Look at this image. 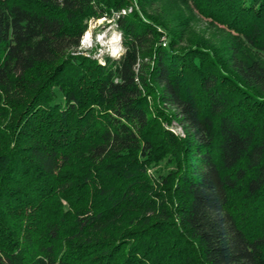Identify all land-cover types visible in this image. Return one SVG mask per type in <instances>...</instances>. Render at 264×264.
<instances>
[{
  "label": "trees",
  "instance_id": "trees-1",
  "mask_svg": "<svg viewBox=\"0 0 264 264\" xmlns=\"http://www.w3.org/2000/svg\"><path fill=\"white\" fill-rule=\"evenodd\" d=\"M0 264H264V0H0Z\"/></svg>",
  "mask_w": 264,
  "mask_h": 264
},
{
  "label": "rangeland",
  "instance_id": "rangeland-1",
  "mask_svg": "<svg viewBox=\"0 0 264 264\" xmlns=\"http://www.w3.org/2000/svg\"><path fill=\"white\" fill-rule=\"evenodd\" d=\"M88 32L81 41V49L87 51L92 58L102 61L103 56L118 58L123 49L120 43V36L113 23L104 21L90 22ZM164 44L166 41L162 39ZM173 132L182 135L179 126H172Z\"/></svg>",
  "mask_w": 264,
  "mask_h": 264
},
{
  "label": "built area",
  "instance_id": "built-area-1",
  "mask_svg": "<svg viewBox=\"0 0 264 264\" xmlns=\"http://www.w3.org/2000/svg\"><path fill=\"white\" fill-rule=\"evenodd\" d=\"M164 46V45H163Z\"/></svg>",
  "mask_w": 264,
  "mask_h": 264
}]
</instances>
